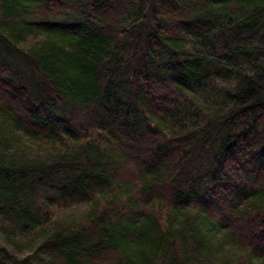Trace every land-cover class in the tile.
Here are the masks:
<instances>
[{"label":"trees","instance_id":"1","mask_svg":"<svg viewBox=\"0 0 264 264\" xmlns=\"http://www.w3.org/2000/svg\"><path fill=\"white\" fill-rule=\"evenodd\" d=\"M0 264H264V0H0Z\"/></svg>","mask_w":264,"mask_h":264},{"label":"rangeland","instance_id":"2","mask_svg":"<svg viewBox=\"0 0 264 264\" xmlns=\"http://www.w3.org/2000/svg\"><path fill=\"white\" fill-rule=\"evenodd\" d=\"M56 111V110H55ZM238 253V250L237 249H235V248H232V251H231V253ZM227 254H229V251L227 250ZM24 255V254H23Z\"/></svg>","mask_w":264,"mask_h":264}]
</instances>
